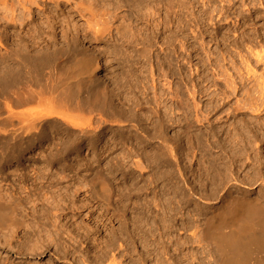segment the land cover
<instances>
[{
	"label": "rangeland",
	"instance_id": "1",
	"mask_svg": "<svg viewBox=\"0 0 264 264\" xmlns=\"http://www.w3.org/2000/svg\"><path fill=\"white\" fill-rule=\"evenodd\" d=\"M190 1L185 7L173 2L150 8L151 18L128 33L109 27L98 33L86 29L91 10L84 4L87 12L76 15L82 2L75 0L70 3L74 7L57 9V30L52 32L59 44L48 37L30 38L34 31H27L29 27L26 33L21 29L18 40V25L2 26V53L8 47L19 52L26 41L41 50L50 46V54L61 49L56 63L31 74L46 84L49 80L54 93L78 84L70 75L81 59L98 61L101 70L93 86L86 82L81 91L73 89L86 104L82 113L70 110L68 118L47 120L60 124H48L46 137L23 156L5 154L0 145V201L20 203L18 215L39 231L37 239L21 232L15 239L17 250L0 249V264H14L18 253L29 256L26 264H89L90 254L104 250H125L119 257L123 264H160L165 252L181 253L191 264L194 253L215 250L201 237L206 218L220 205L224 184L240 198L264 201V110H252L264 87V0H248L245 7L237 3L232 16L238 24L212 23L203 7L206 0ZM68 39L75 44L68 46ZM13 74L8 77L13 83L0 80V97H6L0 105L25 92L26 78L17 70ZM36 78L28 79L34 83ZM53 91L47 96L59 95ZM34 104L28 109L41 108ZM83 130L91 135L84 136ZM39 163L61 176L32 174ZM62 176L69 177L73 192L61 189ZM101 183L110 189L111 205L100 196Z\"/></svg>",
	"mask_w": 264,
	"mask_h": 264
},
{
	"label": "bare ground",
	"instance_id": "2",
	"mask_svg": "<svg viewBox=\"0 0 264 264\" xmlns=\"http://www.w3.org/2000/svg\"><path fill=\"white\" fill-rule=\"evenodd\" d=\"M76 1L82 2V4L80 2L81 7L84 4L86 9H88L89 11L91 10L90 12L88 11L90 14L87 13V15H90V16L87 19L84 18L85 20H87L85 23H86V26L88 28H86V29H90V31L94 30L95 32L98 31V33H100L99 29L102 30V28L105 29V27H106V29H108V27H109L110 30L112 28H115L117 30L116 32H118V31L122 32V30L128 29V30H126L127 32L124 31L125 33H128L130 30L129 28H133L131 26H133L134 24L138 23L139 21H142L144 18H147V19L151 18V14L149 11H151L152 9H150V8H152V7L156 8L158 6H160V8L161 7L164 8V6L170 7L169 5H171L173 2H177V3H179L178 5L181 4V6L185 7V6H187V4L185 5V3L188 0L187 1L186 0H76ZM240 1L242 2L240 4L243 7H245V4L248 0H206V2H203V1L202 2H203L204 9L207 8V14L210 11V13H209L210 22L220 23V22L224 21V22H229V23L231 22V23H237L238 24V23H240V21H238L237 18H234L232 16V12L235 9L236 4L239 3ZM73 2H72V0H0V44H1V42L3 43V39H4V36L2 34L3 31H1L3 29L2 28L3 25H10V26L18 25L16 30L17 31L20 30V32L14 31V33L17 32L16 35H18V37L13 35V36H15L16 39L18 38V40H19V35L21 34V29L26 33V31H25L26 27H29L28 28L29 30H27V31H29V32L34 31V33H32L33 36L30 38H33V39H36V38L39 39L40 38L41 40H43L45 37H46V39L48 37L50 40L49 39H47V40L52 41L50 43H56V44L58 43L59 44L60 42H57L56 35L53 34V32L55 31L56 26H57L56 18L58 17L57 14L59 13L57 11V9L61 8L62 5L64 6V4L71 5L70 3H73ZM85 2L87 3L88 7L85 4ZM76 3H73V5ZM187 3L189 4V2H187ZM217 3L219 4L218 6H217ZM178 5H176V6L179 7ZM93 6H96V9L98 7V10L96 12H94L93 9H95V7H93ZM72 7H74V6H72ZM79 7H80V5H78V9H80L78 11V13L79 12L81 13V11H83V9L87 12V10L85 8L82 7V9H81V7L80 8ZM76 8L77 7L75 6V9ZM182 8L183 7H181L180 9H182ZM70 9H71V7H70ZM167 9H166V11H167ZM73 10H74V8H73ZM184 10H185V8H184ZM62 11H64V10H62ZM70 11H72V10H70ZM169 11H171V9ZM64 13H65V11H64ZM80 13L76 14V15H80ZM83 13L84 12H82V14ZM85 14L86 13H84V15ZM72 15H71V17H72ZM57 20H58V18H57ZM147 21L149 22L150 20H147ZM75 23H76V21H75ZM58 25H59V23H58ZM68 25H70V23ZM3 27L5 28V26H3ZM100 27H102V28H100ZM73 28H75L74 24H73ZM75 31H76V28H75ZM102 31L106 32L107 30H102ZM51 32H52L53 36L50 35ZM28 33H27V35H28ZM10 35H12V34H10ZM5 36L7 37L8 35H5ZM29 36H27V37H29ZM74 36H76V35H73V37H71L72 40L74 39ZM30 38L29 39L27 38V40H30ZM46 39H45V41H46ZM66 39H67V37H65V42H66ZM70 39H68V40H70ZM23 40L24 39H22V41ZM72 40H70L71 43L68 46L75 44V43H72L73 41L74 42L77 41L75 39L73 41ZM20 41H21V39H20ZM23 42H25V41H23ZM26 42H25L24 46L21 45L22 47H21L20 51L18 48L20 46L18 45L17 49L19 52L14 53L15 51H13V50L10 51L11 48L9 49V47H8V49H6L9 51L5 50L6 53H4V50H3L4 54L0 51V80H2L1 78H3L4 80H5V78H8V77L10 78L11 76L14 75L13 73H15V70H17V73H18L17 75H20V74L22 75L23 80L26 78L25 79L26 81L25 82L23 81L25 83V84L23 83L24 84L23 86H24V88H26L25 92L21 93L20 90H18L16 88L17 91H19L20 93L16 92V93H14L15 95L13 94L14 97L16 96V98H17V100L13 101V102L11 101L12 97H13L12 95H11L12 97H9L10 95L6 94V92L3 93L7 96V99H8V97H9V99L10 98L11 99H10L9 103H8L9 99L8 100L5 99V101L7 100V103L4 101L5 103L0 105V145L2 146L1 149L4 152L6 151L5 154L11 153V155L13 154L14 156L15 155L20 156L23 153L28 152V150H30L33 147V145L36 144L35 142H37V140H41L42 138H45L46 137L45 136L46 135L45 127L48 126V124H50L52 126L56 123L57 124L59 123L58 121H54V120L53 121L52 120L47 121V120L54 119L57 117L58 118H68L67 115H71V114L73 115V113H71V114L69 113L70 110H79L80 112L82 110H84L86 104H84V102H82V99L80 100L77 97V94H76L77 92H75V90H73V89H76L75 87H77V89L79 91H81V87L86 82H87L86 84L89 83L90 85L93 86L94 83H96V81L94 82L93 77L101 70L100 64L98 63V61H93V60L91 61L87 58L81 59V60L79 59L80 61H78L77 64L75 65V67L71 70L72 72L70 75L71 76L70 78L76 79L78 81V84L76 83L77 85L74 88L72 86H71L72 88H70L69 84H68V86L66 85L63 88H60L61 91L60 92L57 91V92H59V95H57V94H55L57 92L54 93L55 90L53 91V88H55V86L54 85L50 86L49 80H48V82L46 81L48 83V84H46L45 80H43L44 81L43 82L39 78V81H38V79L34 75L37 73L36 71H42L44 68L49 66L52 62L56 63L57 61L54 62V60L56 59L55 56H57V54L59 52L58 50H61V49L57 50L58 47L54 48V46H56V45L52 44V45H54V46L51 45L52 48H54V50L53 49L50 50L51 52L53 51L50 54V52H49L50 46L48 45L49 47H48L47 51L50 54V55H48L47 51L44 48H43L44 50H41L40 47H39V49H37V48H35L36 46L33 48V45L27 46ZM32 42H33V40L31 41V43ZM34 42H36V40ZM69 42H67V44ZM11 44L13 45V43H11ZM34 45H37V44H34ZM7 46H9V45L7 44ZM12 48H13V46H12ZM59 48H60V45H59ZM14 49L16 50L15 46H14ZM74 50L75 49H73V50L71 49L70 52L68 50L67 53L69 52V54L74 55ZM11 52H13V53H11ZM67 53L65 55H67ZM262 55L263 54L257 53V54H255V57H257L258 59H262ZM51 56H53V58H50ZM73 57H72V59H73ZM69 58H71V57H69ZM9 59H12L11 60V61H13L12 65H8L7 61H9ZM51 68H52V66H51ZM55 68H57V67H55ZM47 69H48V67H47ZM47 69H46V71H47ZM57 70H58V68H57ZM33 73H34L33 77L36 78V80H37L36 81L34 79L35 80L34 83L32 82L33 79L31 81L29 80V79L33 78L31 75ZM38 73L40 75V72H38ZM41 73H43V72H41ZM47 74H48V72H47ZM43 76L44 75L42 74V77ZM57 76H58V74H57ZM37 77H41V76H37ZM48 77H49V75H48ZM53 77H56V76L53 75ZM19 79H20V77H19ZM84 79H86L87 81ZM96 79H97V77H96ZM9 80L6 83H9ZM46 80H47V78H46ZM5 81H3V82H5ZM10 82H12V81L10 80ZM12 83H10V84L12 85ZM52 83H53V81H52ZM18 85L19 84L17 83V86ZM33 85L36 86L37 89H33V88H35ZM4 86H7V84L6 85L4 84ZM23 86H21L22 89H24ZM15 87H16V85H15ZM15 87L13 88L14 92L16 90ZM19 87H20V85H19ZM13 89H12V92H13ZM92 89H93V87H92ZM50 91H53L54 95H57V96H55V97L54 96L52 97L50 95L47 96L48 94H50L49 93ZM4 97H0V98H2L4 100ZM48 97H50V98H48ZM258 97L259 98L257 99V101H258L257 104L255 105V107L252 108V110L254 112H256V111L259 112L260 109L264 110V87L262 88ZM31 103L32 104L38 103L39 104L38 106L41 105L40 106L41 108H39L38 110H30V109H28L27 106L28 105L30 106ZM44 103H46V104H44ZM43 104L45 106H42ZM93 106H94V103H93ZM91 107L89 109H91ZM71 112H73V111H71ZM54 127H55V125H54ZM87 128L90 129V127H87ZM87 128H85V130ZM83 135L88 137L91 135V131L90 130H88V131L83 130ZM69 140H67V141H69ZM76 141H78V140H76ZM164 141H167V140L165 139ZM39 142H41V141H39ZM72 142L75 144L73 139H72ZM66 143H65V145H66ZM51 145L56 147V143H52ZM62 145H64V144L62 143ZM67 145H68V143H67ZM53 146H52V148H53ZM60 147L62 149V146H60ZM66 148H67V146H66ZM66 148H65V150H66ZM55 151H57V150H55ZM67 152H68V150H67ZM52 153H54V152H52ZM59 153H61V152H59ZM57 155L59 156L60 154H56V156ZM53 156L55 157V155H53ZM41 165H40V163L33 165L32 169H31V173L35 174V175L37 174L38 176H41V177H43V175H44V177H47L48 175L53 174V173H55L56 176L60 175V171L57 170V172H56L55 170L54 171L50 170L47 166H41ZM13 174H16V172ZM63 176H62V178H63ZM62 178H60V179H62ZM62 180L64 182H62L63 185L61 186V189L65 190V191L67 190L69 192H71V191L73 192V184H72L71 180H69V177L68 176L64 177ZM1 184H3V183H1ZM99 185H100L99 186V193H100L102 200L107 205H111L110 189L108 188V186L105 183H101ZM222 187H223L222 188L223 193L221 194V196L219 198V204L220 205H219L218 209L214 210L213 215L206 218V223H205L206 227L204 228V230H202V237H201L205 242H208L210 245L214 246L215 250H202V252H200V254L194 253V261H192L191 264H264V201L262 202L259 198H254V199L253 198H240L239 196L235 195L232 192V190L229 187V184L228 185L224 184ZM7 196H9V195H7ZM23 202H21V203H23ZM21 208H23V206L20 203L19 204L17 202H15V203H6L5 202L4 203V202L0 201V249L1 250H17V248H16L17 246L15 244V239H18L20 237L21 232H23V231H24L23 236L24 235H25V237H28V236L32 237L33 236L35 239H37L39 231H37V229L35 230L34 228H30L29 226H31V225L28 226L27 221H25L27 218L24 219L23 216L21 217V215L20 216L18 215V212L20 211ZM55 208H58V207H55ZM40 233H39V235H40ZM21 241H23V240H21ZM30 241H32V239ZM204 241H202V242H204ZM35 242H37V240ZM35 246H37V245H35ZM22 249L25 250V248H22ZM32 250L34 251L35 247ZM89 251H91V250H89ZM122 251H125V250H108V251L104 250L101 252V254H98L100 252H98L97 254L95 253L96 255L90 254V256L88 255L90 257L89 258L90 259L89 264H123V262L119 258L121 256V253H123ZM93 252H91V253H93ZM89 253H87V254H89ZM180 254L178 256H176V255L173 256L171 254L172 255L171 256V255H169V253L165 252L164 257L166 259L163 258L165 260L161 263L166 264L170 260V262L172 261L171 264H190V262H189L190 260L188 261L187 259H185V257H183ZM28 257L29 256H26L22 253H20V254L18 253V255H16L14 257V259H12L13 261L12 260L11 261L14 262V264H26L28 261L30 262V259ZM159 260L160 259H158V263L160 262ZM137 264H138V262H137Z\"/></svg>",
	"mask_w": 264,
	"mask_h": 264
}]
</instances>
